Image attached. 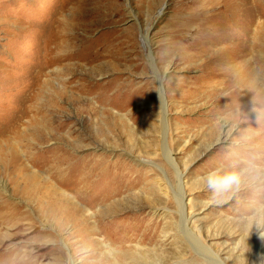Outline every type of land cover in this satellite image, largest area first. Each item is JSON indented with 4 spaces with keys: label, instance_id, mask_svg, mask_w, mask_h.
Listing matches in <instances>:
<instances>
[{
    "label": "rangeland",
    "instance_id": "374dc122",
    "mask_svg": "<svg viewBox=\"0 0 264 264\" xmlns=\"http://www.w3.org/2000/svg\"><path fill=\"white\" fill-rule=\"evenodd\" d=\"M251 4L0 0V213L7 212L0 216V264H264V237L255 228L246 230L242 220L257 187H264V156L260 161L248 156L262 144L264 131L243 118L252 109L247 104L225 101L230 91L225 82L239 71L217 82L214 43L228 17L221 10L238 9V27L247 17L242 10H251ZM55 44V50L63 46L65 56L43 71L36 87L41 112L15 122L29 74ZM156 71L167 94L166 131ZM257 72L264 88V72ZM241 74L249 83L254 77ZM59 121L64 127L57 129ZM219 134L224 138L216 141ZM74 143L81 148L73 149ZM58 146L81 159V166L98 157L108 166V175L86 194L97 204L95 211H103L110 236L84 235L74 222L50 211L59 191L69 196L68 183L75 184L72 172L79 166L64 159L51 169L47 163L58 155L49 149ZM16 150L29 153L27 166L5 169ZM32 153L37 160L31 164ZM234 163L247 169L244 186L213 200L196 178ZM61 175L63 183L57 182ZM181 191L186 212H192L186 222L177 201ZM107 208L115 213L106 214Z\"/></svg>",
    "mask_w": 264,
    "mask_h": 264
},
{
    "label": "bare ground",
    "instance_id": "6f19581e",
    "mask_svg": "<svg viewBox=\"0 0 264 264\" xmlns=\"http://www.w3.org/2000/svg\"><path fill=\"white\" fill-rule=\"evenodd\" d=\"M249 1H250V4L252 1V4L250 6H248L247 8L251 9V10H242L243 12L246 13L247 17L245 19L241 18L242 19L241 21H243L244 24L240 25L238 27L235 24V22H236L235 20H237L239 18L240 14L237 13V11H239V10L237 8H236L237 10H221L222 16H223V13H225V16L227 15L228 17L226 18V20H224L223 23L221 21L223 26H221V31L219 33V37L217 38L218 41L214 42V43H217L219 45V47L216 50V60H217L216 67H217V69H219V72H218L219 76L217 78L218 79L217 82H220L221 84H223L227 80V78L229 79V77H231V75H233L234 71H239V75L237 77L232 76L233 78L231 80H229V82H225L227 88H229L230 91L227 95H225L226 97L224 99L227 103H230L231 101H233V102H237L240 104H247L248 105L247 107H250L252 109L250 110L249 113H247L248 111L245 112L243 114V118L245 119V121L250 120V122L255 125V128L257 130H263L264 131V101H263V99H264V88H262L261 85H259L260 81H257L258 80V72L257 71L264 72V0H249ZM245 2L247 3L248 0H245ZM64 27H62V29L65 31L66 29ZM64 33H67V32H64ZM62 35L60 32H58L56 37L58 39L59 38L62 39ZM54 41H55V39H54ZM57 43H59V42H57ZM202 44L203 43H201V45ZM62 47L63 46H61V48ZM53 48L54 49L52 50L53 51L52 53H50V51H51L50 48L46 49L45 53L43 54L44 60L42 59L43 61H42L41 65L39 67L37 66V69H35L36 71L34 73H32L31 76L29 74V76H30V77L28 76L29 82H28L25 90L21 94L22 95V98L20 99L21 103L18 104L19 109L17 110V114L14 115L15 116V122H20V121H22L28 117H30V119H29V121H30L31 117L32 118L34 117V115L32 113L41 112L35 105V102H37V99L39 97V93H37L36 87L38 86L40 79L44 75L43 71L45 69H47L48 66L50 67V65H52L54 62H56L57 61L56 59L61 61L63 59V56H65L64 54L61 55L60 52H62V50L60 47L59 48L57 47V50H55L56 44ZM58 49H60V50H58ZM47 50H49V51H47ZM55 52L57 54L58 53L59 54L58 55L56 54L57 56H54ZM200 52H202V51H200ZM203 53H205V52H203ZM197 54H198V52H197ZM76 55H78V54H76ZM256 55H258V56H256ZM59 57L62 59H60ZM151 61H152V63H154V59H152ZM208 62H210V61H208ZM156 72H158V71H156ZM246 72L254 75V77H252V79L250 80V83H249V81H246V80L244 81L242 79L241 73L246 74ZM158 76H159V81H160V85H159L160 88L158 89V92H159L158 99L161 102V106H160L161 108L160 107L159 108H160V115L162 116L161 117L162 119H160V120L162 122V124H161L162 129L164 131H166L165 129L169 128V123H168L169 117L167 116L168 115L167 114L168 113V109H167L168 101L166 98L167 94H166V92L162 86V76L159 72H158ZM248 79H250V78H248ZM215 80H216V78H215ZM204 81L206 83V80H204ZM213 85H214V82H213ZM81 86H83V84H81ZM176 88H178V87H176ZM214 89H216V88H214ZM222 93H224V92H222ZM222 93L220 92V94H222ZM118 94H119V92L115 93L114 96H117ZM192 94H193V92H192ZM99 95L101 96L100 93H99ZM173 96H175V95H173ZM184 97H185V95H184ZM186 97H188V96H186ZM104 98L106 101V99L109 100L111 98V96H109L107 98L104 97ZM262 103H263V105H261ZM55 105L56 104H53L52 107L55 108ZM229 105H231V104H229ZM247 107H246V109H249ZM58 109H60V108H58ZM216 109H217V107H216ZM256 109L259 112V115H258V112L256 111ZM18 111H19V113H18ZM53 115H54V113H53ZM54 116H56V115H54ZM223 120H224V122L227 121L225 119H223ZM57 126H58V128L56 127L57 129L64 127L63 124L60 123V121H59ZM244 131H246V130H244ZM247 131H249V130H247ZM253 133H255V132H253ZM61 138L63 140H65L63 136ZM222 138H224V137L221 134H219L216 141H220ZM260 138H261L262 144L260 143V144L256 145V147L252 149V152H250L251 155H248V156H252V154H253L254 156H256L254 159H256L258 161H260V159L264 156V132L261 133ZM162 146H164V148H162V149L167 148L165 144ZM208 147H209V145H208ZM80 148H81L80 145H78L76 143L73 144V149H80ZM95 149H97V148L95 147ZM111 150H112V152H114L116 150V148L112 147ZM172 151L173 150L170 148H168V150H167L169 155H171ZM49 152L58 155V158L54 159L53 162L51 161L50 163H47V164H50L51 169H52V167H55L56 163L59 160L64 161V159H65V161L66 160H68V161L74 160L75 164H79L78 167H74L75 171L72 172V175L77 176V178L74 179L75 184L73 182H70L71 184L68 183V185L70 186L69 187V189H70L69 196L63 192L64 190L58 192L59 195L57 198V202L53 206H51V208H50V211L52 212V214L60 215L61 219L64 221L74 222L76 227L79 228V231H81V233L84 235H100V236L105 237V238L110 236L111 231L109 229L107 230L106 228L111 226V225L108 222L103 221L104 219L101 215L103 213V211L99 210L98 212L100 214L97 213L94 209L95 206H97V204H94L91 201L89 202V200L87 199V194H86V193H88L87 188L89 186L93 185L95 182L97 183V182L101 181L103 176L108 175V172L105 171L108 166L106 165L107 167H105V163L103 162L102 157L91 158L88 161L86 160V161H84L85 164L83 166H81L79 163L81 161V159L75 160L76 157H73L72 154L69 153L67 150H65V148L63 146L50 148ZM13 155L14 156H12L10 159L11 161L8 162L7 164H5V169L7 167H9L11 164L15 167V169L17 171L21 170L22 168L27 166L28 163L26 162V160H29V158H30V155L28 152H19L16 150L13 152ZM20 155H22V157H23L22 161L19 159ZM31 157H32V160L29 161V163L32 164L37 159L33 153L31 154ZM171 158H172V161H174L172 155H171ZM59 169H61V168H59ZM65 173H66V170L62 175H64ZM62 175L60 176V178L57 182L63 183L65 181V180H63ZM117 175H118V173H117ZM127 175H128V173L126 172L122 175V177L123 176L125 177ZM182 175H183V173L179 172V188L180 189L182 188L181 185L184 184V182L182 181V178H183ZM113 180H114V178H113ZM113 180H112V182H113ZM76 185H79L80 187L71 188L74 186L76 187ZM107 187L108 186H105L104 189H106ZM184 198H185V193L183 191H181L179 196H178L177 201H178V206H179L181 212L184 214L185 222H186L192 217V212H189V213L186 212L185 204H184ZM96 201L101 202L102 200L97 199L94 202L96 203ZM8 209H9V207H8ZM104 212L106 214L107 213L110 214L111 212H114V211L112 209L107 208L106 210H104ZM6 213L7 212L3 210L2 214L0 213V216L3 217V215H5ZM94 223H96V224H94Z\"/></svg>",
    "mask_w": 264,
    "mask_h": 264
},
{
    "label": "clouds",
    "instance_id": "9594fccd",
    "mask_svg": "<svg viewBox=\"0 0 264 264\" xmlns=\"http://www.w3.org/2000/svg\"><path fill=\"white\" fill-rule=\"evenodd\" d=\"M246 172L247 169L240 168L235 163L231 166L220 165L198 176L196 181L210 193L213 200L222 201L242 189ZM256 194L257 198L250 203L249 213L242 220L246 230L255 228L264 237V187H257Z\"/></svg>",
    "mask_w": 264,
    "mask_h": 264
}]
</instances>
